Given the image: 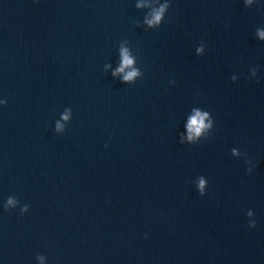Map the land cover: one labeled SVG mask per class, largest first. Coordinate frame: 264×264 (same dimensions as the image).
I'll return each mask as SVG.
<instances>
[{
	"label": "water",
	"instance_id": "water-1",
	"mask_svg": "<svg viewBox=\"0 0 264 264\" xmlns=\"http://www.w3.org/2000/svg\"><path fill=\"white\" fill-rule=\"evenodd\" d=\"M262 33L264 0H0V264H264Z\"/></svg>",
	"mask_w": 264,
	"mask_h": 264
},
{
	"label": "clouds",
	"instance_id": "clouds-1",
	"mask_svg": "<svg viewBox=\"0 0 264 264\" xmlns=\"http://www.w3.org/2000/svg\"><path fill=\"white\" fill-rule=\"evenodd\" d=\"M162 11H163V9H161V12H162ZM160 15H161V13H157V14H155L153 20L149 21V23H150V24H151V23H158L159 20H160ZM261 35L264 36V33H262ZM122 55H123V65H122V67L119 69V71H123L124 66H128V65H130V64L132 63V60L129 58L126 49L122 51ZM134 75H135V73H129V74L125 77V79H126V80L131 79L132 76H134ZM64 118L67 119V116H65ZM191 124H192L194 130H195L197 133H199L200 130H201V128L204 126V125H203V118H200L199 121H198L197 119H193L192 122H191ZM58 127H60V126L58 125ZM200 187H201V189H203V181H201V185H200ZM9 203H11V201H9Z\"/></svg>",
	"mask_w": 264,
	"mask_h": 264
}]
</instances>
